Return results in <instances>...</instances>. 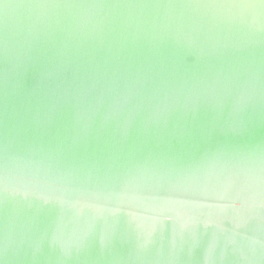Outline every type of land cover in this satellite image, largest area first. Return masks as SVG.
I'll return each mask as SVG.
<instances>
[{"label": "water", "instance_id": "obj_1", "mask_svg": "<svg viewBox=\"0 0 264 264\" xmlns=\"http://www.w3.org/2000/svg\"><path fill=\"white\" fill-rule=\"evenodd\" d=\"M0 264H264V0H0Z\"/></svg>", "mask_w": 264, "mask_h": 264}]
</instances>
